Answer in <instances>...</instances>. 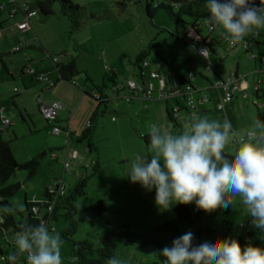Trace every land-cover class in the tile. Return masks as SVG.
<instances>
[{"label":"rangeland","instance_id":"1","mask_svg":"<svg viewBox=\"0 0 264 264\" xmlns=\"http://www.w3.org/2000/svg\"><path fill=\"white\" fill-rule=\"evenodd\" d=\"M16 1L21 5L24 0ZM71 1L74 5L83 6L85 10V24L79 31L71 32L69 21L61 13L59 2L53 4V13L49 15L38 10L32 17L30 30L27 32L19 30V22L24 18L20 12L6 21L8 23L3 28L0 26V126L4 124V117L12 122L2 134V138L10 142L18 162L24 163L35 158L39 161L37 171L32 176L29 175L28 169L22 167L17 169L6 185L20 183V186L13 195L6 198L12 204H23V211L26 200L38 203L41 205V212L45 214L46 207L43 203L48 200L47 191L51 186L63 178L68 194L81 177L89 176L85 195L77 202L78 229L74 235L75 240L90 239L96 247L113 245L116 249L115 257L122 264H154L156 262L154 245L141 247L128 243L117 235L127 227L132 231L145 232L153 225L166 223L175 218L176 205L170 211L161 212L155 205L154 190L146 192L139 184H132L125 178L135 154L151 155L148 151L149 145L140 137V133L134 131L133 125L147 121L149 127L158 125L166 131L179 133L191 122L189 116L185 111H180L183 113H179L180 118L176 125L168 118L166 109L160 108L158 111L154 109L151 114L142 113L141 117L132 113L121 126H116L120 120L117 114L106 113L105 117L109 115L107 121L99 123L98 128L94 127L93 139L96 145L92 150L89 149L88 140L83 138L82 127L76 130L75 124L77 120L80 124L87 125L93 114V111L88 113L91 106L94 105L96 110L95 105L99 103L94 99V93L101 94L103 89L111 91L112 82L108 78L117 68L123 80L120 83L121 87H124L130 78L139 81L136 56L150 44L153 45L147 56L150 62L156 64L158 60L169 59L171 65L182 70L181 73L188 72L187 75L190 74L189 77L192 78L198 70L194 67L198 66V61L191 63L190 58L199 56L182 38L183 31L197 18L184 16L182 22L175 24L165 9L154 10L153 17H150L147 12L149 0H129L127 7L124 8L117 0ZM151 1L152 8L160 2H170ZM2 3H6L9 8L12 0H0V4ZM100 15L101 19L97 18ZM0 18H11L8 9L1 11ZM11 24L14 25V31L10 30ZM259 31L262 34L260 38L264 40V27H259ZM216 32L225 33L222 28H217ZM28 42L32 44L31 47H28ZM17 46H21L22 49L16 51ZM28 57L33 58V63ZM55 57L60 62H68L75 58L82 71V74L73 78L76 85L59 80L60 84L69 88L61 92L62 96L69 100L73 98L74 103H66V107L59 113L60 121L55 125L69 126L70 131H73L71 137L64 131L56 134L53 131V124H49L39 109V100L51 101L50 99L57 96L59 89L42 90L43 84H38L33 75L27 72L28 69L24 68V73L21 70L22 66L32 65L40 71L58 76L52 59ZM86 72L96 84L86 78ZM201 72L203 76L198 72L196 76L204 81L202 88H206L209 82L207 78L214 79L211 72L205 69ZM248 76L253 79L252 74ZM93 87L94 93H91ZM262 87L264 88L263 85ZM87 91L90 93L85 94ZM197 96L208 95L205 91H192L187 94V99L198 101ZM159 101L165 103L163 99ZM261 101L263 99L257 98L252 90L249 95L239 100L240 107L237 106L230 112L233 127L243 133L255 120H259L263 109L257 104ZM105 109V104H102L99 116H102ZM75 110L77 114L73 119L72 113ZM197 110H191L195 116L198 115ZM204 113H211L210 115L214 117L209 118L217 119L215 115L224 111L220 112L212 107ZM85 114L86 117L83 119ZM113 115L117 122L116 118H112ZM161 117L164 118L166 125L159 119ZM182 117H187V121L183 122ZM227 150L229 151L225 154L231 158L235 152L234 145H230ZM74 151L78 153L75 154ZM96 161L100 162L98 170L94 168ZM3 186L0 182V188ZM101 198L107 199L108 211L102 215L88 211L89 206ZM194 205L193 203L187 206L192 208ZM23 211H17L16 215ZM226 218L233 222L234 234L247 237V224L251 217H248L243 205L239 203V198ZM1 221L2 210L0 223ZM52 223L57 226L55 233L60 235L68 226L63 216L59 220H52ZM242 223L245 226L240 227ZM14 236L0 234L1 244L10 249L6 240L8 238L12 240ZM203 241L209 240L203 237ZM61 254L62 264H77L72 257L70 242L63 241ZM21 257L19 261L25 264L23 260L25 254H21Z\"/></svg>","mask_w":264,"mask_h":264},{"label":"clouds","instance_id":"2","mask_svg":"<svg viewBox=\"0 0 264 264\" xmlns=\"http://www.w3.org/2000/svg\"><path fill=\"white\" fill-rule=\"evenodd\" d=\"M209 22L222 28L230 43L236 45L253 29L264 27V0H205ZM199 54L208 58L207 48ZM151 154H135L125 178L139 184L146 192L155 191V205L170 211L174 205L195 204L198 210L211 213L243 205L252 227L264 233V122L255 120L245 131L233 127L226 116L210 119L197 117L179 133L153 125L148 130ZM235 145L229 158L226 148ZM23 204L0 206L9 214L23 211ZM188 231L172 240L157 253L164 264H264V247L248 244L242 247L237 239H215L194 244ZM59 233L50 231L41 222L24 224L15 235V252L7 260L16 264L25 254L27 264H62ZM105 264H122L115 256Z\"/></svg>","mask_w":264,"mask_h":264},{"label":"trees","instance_id":"3","mask_svg":"<svg viewBox=\"0 0 264 264\" xmlns=\"http://www.w3.org/2000/svg\"><path fill=\"white\" fill-rule=\"evenodd\" d=\"M129 0H117L122 8L127 7ZM170 2H160L154 8H152V1L149 0L147 2V12L150 17H153L154 10L156 9H165L167 14L171 17V19L178 24L182 22L184 16H190L197 19H202L206 22L207 27L210 29L212 27L209 22V12L205 7V0H169ZM59 2L61 7V13L63 16L67 18L70 24L71 32H76L82 29L85 24V10L81 5H74L71 0H36L31 1V9L41 11V13L45 15H49L53 13V4ZM259 3V0H257ZM1 13V12H0ZM11 17V16H10ZM14 17V16H12ZM11 17V18H12ZM93 17V16H92ZM97 18L101 19V15ZM217 28L212 27L210 30H215ZM259 37H262V34L259 30H251L243 41L249 43V51H251L252 46H256L259 50L257 59L261 64L264 58V40H261ZM183 39V38H182ZM153 48V45L147 49L142 50L137 56L135 64L139 68L138 77L141 76V80L138 82H147L150 79V74H143L144 68L142 65L144 62L148 61L147 56L150 54V50ZM1 55V54H0ZM1 57V56H0ZM55 63V67L57 69L59 80L69 81L74 83V77L82 74V71L78 67V63L75 58L68 62H60L58 59L52 58ZM33 63V59H28ZM149 63V62H148ZM209 67V66H208ZM211 70L214 68L211 65ZM39 72H44L36 69ZM24 72V68L22 69ZM114 72V71H113ZM154 72V71H153ZM237 73V71H235ZM46 73V72H45ZM49 74V73H47ZM88 76V73L86 72ZM160 75V74H159ZM162 76V75H160ZM167 81V86L173 88L180 87L186 89L185 83L189 84L191 88H193V84L191 79H187L185 77H177L174 79H170L168 77L162 76ZM36 79V78H35ZM91 80V79H90ZM154 83L158 86L160 84V80L157 78H152ZM92 81V80H91ZM182 83V84H181ZM76 85V84H75ZM113 93L116 91L111 87ZM120 91H118L119 94ZM88 94V93H86ZM125 95V94H124ZM93 97V95H92ZM141 98V97H140ZM158 96H154L153 98H143V99H155ZM95 100L99 102L98 105L106 104L107 97L98 99L94 97ZM159 99H170V98H159ZM179 99V97H176ZM131 101V100H130ZM180 103L177 100L176 104ZM185 103V102H184ZM183 103V104H184ZM175 104V105H176ZM174 108V107H173ZM173 109L168 111V117L172 122L177 123V118L173 115ZM100 112L95 110L88 122L87 128L83 131V138L88 140L89 148H94L95 143L93 139L94 127H97V118L99 117ZM260 121L264 122V114L259 118ZM49 124H53V122L47 120ZM59 117L55 120L58 123ZM178 124V123H177ZM58 125V124H57ZM60 126V125H59ZM8 127L0 126V182L4 185L0 188V206L3 205H12V203L6 198L8 196L13 195L20 186V183H15L11 185H6L8 180L15 174L19 167L25 168L29 170V175L32 176L38 168L39 161L35 158L32 160H28L24 163L18 162L16 159L13 150L11 148V144L8 140H4L2 138V134L7 131ZM71 137V132H70ZM145 142L149 145V136H143ZM100 166V162L96 161L94 164L95 170H98ZM65 182V181H64ZM89 183V176H83L79 179L76 186L69 191L65 192L63 196H61L56 205L54 206L51 212V219L54 221L59 220L61 216L65 218L68 222V226L61 232V238L63 241H68L71 243L72 249V257L77 264H105L106 260L110 257L116 256V249L113 245H105L96 247L90 239H80L75 240L74 235L78 229V222L76 220L77 214V202L80 197L85 195L87 185ZM47 196L50 198L49 190L47 191ZM47 203V202H44ZM33 205H40L35 202L25 201V209L23 212L15 214H9L2 211V221L0 223V234H13L16 235L17 232L21 230V226L24 224H32L38 225L41 221V218L32 212ZM194 207L190 208L187 205H176L174 207L175 218L172 221L153 225L150 230L145 232H137L132 231L129 227L117 233L119 237H121L124 241L132 244L139 245L141 247H147L154 245L156 247L155 257L156 262L158 264H164L165 258L157 253L158 250L162 249L165 245H171L172 240L188 231H191L194 236V244H198L202 242L203 237L208 238L209 241L215 239H237L239 240L242 247H246L248 244H252L255 246L264 247V233H261L259 229H255L252 227V224L249 223L251 218L248 220V230L247 237H243L238 234H234L235 226L233 222L228 220L226 216L230 213L232 206L228 209L219 208L217 210L212 211L211 213H205L203 210H195ZM63 209V212L61 210ZM88 211L102 215L106 211H108V201L107 199H98L92 205L89 206ZM240 227H242L240 225ZM57 232V226H55V231ZM115 234L111 232V234ZM7 241V240H6ZM12 241L8 238L7 244L11 246ZM16 246L4 247L0 242V255L1 254H12L15 252ZM18 259L21 257V254L17 256ZM22 258V257H21ZM25 264H27L26 255L23 258ZM18 262L22 264L19 260Z\"/></svg>","mask_w":264,"mask_h":264},{"label":"crops","instance_id":"4","mask_svg":"<svg viewBox=\"0 0 264 264\" xmlns=\"http://www.w3.org/2000/svg\"><path fill=\"white\" fill-rule=\"evenodd\" d=\"M14 17H12V18H14ZM12 18H0L1 28H3L5 25H7L8 22H6V21H8ZM10 27H11L10 30H12V31L15 30L14 25L11 24ZM29 30L30 29L28 28L25 31L27 32ZM255 30H259V28H256ZM183 32H184V36H183L184 41L188 45H191L193 50L199 56V58H194V57L190 58L191 63H193V61H195V60L198 61V66H194L195 68L198 69L197 71H195L194 76L192 78H190L189 77L190 74L187 75L188 72H182L181 73L182 70H179L178 68H175L173 65H171L170 64L171 62L169 59L158 60L156 64L150 62L147 59L149 64L144 68V71L146 72V74H149L150 72L154 71V72H156L162 76L168 77L170 79H174V78L182 77V76L187 78V79H191L194 87L193 88L190 87V90H188L185 97L187 96V94L189 92H192V91L193 92L205 91L207 93L210 100L208 102H205V103H200V104L198 103V108H197L198 109L197 110L198 115L197 116H195L191 110H187V109L184 110V108L182 109L183 111H185V114H187L189 116V120L192 121L193 119H195L197 117H203V116L214 117V116L210 115L211 113H204V112H207L208 110H211L212 107H214L215 110H218L220 112L224 111V113H220V114L215 115V117L217 119L222 120L225 116L228 119H231V116H230L231 110L235 109L238 106L239 100L244 98L245 95H249L250 90H252V93L257 98L263 99V101H261L259 104H257V106L259 108L263 109V114H264V88L263 87L261 88L262 85L264 86V72L261 70V64L259 63V61L257 59L259 50L256 48V46H252L251 51H249L250 49L245 47L243 41L232 46L230 41L226 39V35H224L225 33H221V34L217 33L216 29L210 30L207 27L206 22H204L202 19H196L194 21V23L191 25H188ZM261 40H263V39H261ZM204 42H207L208 47H209V55H208L207 59H205L203 56H201L199 54V48H200V46L203 45ZM31 46H32V44L30 42H28V47H31ZM31 59H33V58H31ZM201 60H204V62H202ZM210 64L212 65L214 70H211L208 68V66ZM23 68H26V67L22 66L21 70ZM190 69H192V68H190ZM203 69H205L208 72H211L212 78L215 80L214 81L210 78H207V80L209 79V82H208V86L206 88H202L201 85L203 84L204 81L198 79V77L196 76V72H198V74L203 76V74L201 72ZM233 70H235V71H237V73L241 74V78H240L241 86H240L239 90L235 93L234 98L231 101L226 102L224 104L223 109H218L217 106L221 102L223 91H222V89L216 88L213 84L219 78L228 77ZM249 74H252L251 77H253V79H250V76H248ZM50 75H51V77H55L58 79L57 83L55 84V87H53L51 89H54V88L59 89L58 90L59 93L57 94V96L53 97V99H50V100H59V101L62 100L65 104L66 103H69V104L74 103L73 98H71V100H69L68 98H65L64 96H62L61 92L68 90L69 88H68V86H66L64 84L59 83V75L58 76H53L52 74H50ZM86 78L88 80L91 79L95 83V80L89 74ZM108 79L112 82L111 87L115 83H122L123 82V80L121 79L120 70L118 68L116 71H114L109 76ZM139 80H141V76L139 77ZM197 82H198V84H197ZM37 83L39 84L38 81H37ZM71 84L74 85L73 83H71ZM256 85H258V87H259L258 89H256ZM184 86L188 87L189 84L185 83ZM42 90H44L43 86H42ZM93 91H94V87L92 88V90L90 92L93 93ZM118 91H120L119 94H118ZM118 91H116V93H113L112 90L111 91H107L105 89L102 90L101 93L103 94L104 97H107L108 100L105 104L106 109L102 113V116H104V117L99 116L97 118V126L99 125V123H104L105 121H107V117L109 118V115L107 114L105 117V114L109 113V112L117 114V117L120 118V120L118 121V124H116V126H121V124L124 121L129 119V117L131 116L132 113H136L138 116L141 117L142 113L151 114L154 109L156 111H158V110H160V108H165L166 111L168 112V111H171L173 109L177 100H179L180 103L183 104L185 102V99H186L184 96L179 97V99H176V97H171L170 99H167V100L163 99L165 101V103H163V102L159 101L160 100L159 98L143 99L140 97H134L131 101H128V100L123 99L124 94L127 92L125 89V86L122 87ZM90 92L87 91V92H85V94L90 93ZM197 97H198L197 100L202 98L199 96H197ZM85 98H87V97H85ZM85 98L83 99V101L85 100ZM39 102H41V100H39ZM169 102H171L172 104H169ZM261 104L263 106H261ZM95 107H96V110L98 112H100L101 105L96 104ZM238 107H240V106H238ZM94 109H95L94 105L91 106L88 113H90L91 111L94 112L95 111ZM77 110H75V112L72 113L73 119H74L75 115L77 114ZM180 113H183V112H180ZM87 115H89V114H87ZM167 115H168V113H167ZM85 117H86V114H85L83 119H85ZM112 118H116V117L113 115ZM159 119L161 120L162 123H164L166 125L164 118L162 119V117H161ZM182 120H183V122H186L187 117H182ZM115 122H117V118H116ZM70 123H71V121H70ZM174 124L178 125L175 122H174ZM87 125H88V123H87ZM87 125L85 126V125H83V123L80 124V122H78L76 120L75 129L78 130L80 127H82L81 131L83 132L87 128ZM73 128H74V125H73ZM133 128H134V131H137L138 133H140L141 138H143L144 135H148V130L150 129L147 121H140V123L137 124L136 126L133 125ZM99 130H102V129H97V131H99ZM68 141H69V139H68ZM70 141H71V138H70ZM234 148H236L235 145H234ZM89 149L92 150V148H89ZM226 151L228 152L229 150H227V148H226L225 153H226ZM74 152H75V154L78 153L77 151H74Z\"/></svg>","mask_w":264,"mask_h":264},{"label":"built area","instance_id":"5","mask_svg":"<svg viewBox=\"0 0 264 264\" xmlns=\"http://www.w3.org/2000/svg\"><path fill=\"white\" fill-rule=\"evenodd\" d=\"M30 7H31V0H24L21 5L18 4L16 0H12V4L10 5L9 8L7 7L6 3L0 4V12L2 10L8 9V13L11 17L15 16L18 12L22 13L24 18L22 21L19 22V30L23 31L31 27V19L38 13L36 10H33ZM210 29H212V27H210ZM243 42H244L245 47L249 49V43L246 41H243ZM231 45L234 46L233 44ZM201 48H207L209 50L208 43L204 42L203 45L200 46L199 49ZM21 49H22L21 46H17L15 50L18 51ZM28 59H31V58L28 57ZM148 64H149L148 61H146L144 62L142 67L145 68ZM208 68H211V64L209 65ZM26 69H28L27 72L31 73L33 77L36 78V80L39 83L43 84L42 86L44 90H48V89L55 87V84L58 81L57 78L51 77L50 74L37 71L36 68L32 67V65H30L29 67H26ZM261 70L264 72V58H263V62L261 63ZM143 74H145L144 70H143ZM152 78L159 79L160 84L157 86L152 80ZM240 78H241V74L236 73L235 70H233L228 77L219 78L213 84L216 88L222 89L223 91L221 102L217 106L218 109H223L224 104L226 102L231 101L234 98L235 93L239 90L241 86ZM150 79L151 80L147 81L146 83L137 82L135 79H132V78L128 79L125 85V89L127 92L125 93L124 98L130 101L134 97L153 98L155 95L158 96V98H166V99L171 98V97H181V96L185 97L186 93L188 92V90H190V87H191V86H188L186 89H183V90L180 87H175V86L173 88L168 87L166 79L160 76L156 72H151ZM73 84L75 85L76 81H74ZM121 88L122 87L120 83H115L113 85V89L115 90H120ZM258 88H259L258 85H256V89ZM94 96L98 99L103 98L102 93L99 94L95 92ZM185 98L186 99H185L184 104L177 103L173 108L172 112H173L174 117L177 118V120L180 118L179 113L183 108L187 110H195L198 108V103L199 104L205 103L210 100L208 96H204L198 101L193 100V99L189 100L187 99V96ZM261 106L263 105L261 104ZM65 107H66V104L58 100L39 102V109L43 117L46 120L53 122V131L56 134H59L60 132L64 131L67 133L69 137L70 136L69 126L62 127L59 125H55L56 123L55 120H57V118L59 117L60 111L63 110ZM11 123L12 122L9 118L4 117V124L2 126L8 127L9 125H11ZM65 192H66L65 182H64V179L61 178L60 181H58L55 185L49 188L50 198H48L47 203H43V205L46 207V213L43 214L41 212V205H33L31 208L32 212L41 218L40 223L44 222L48 226L50 231H53V232L55 231V225L52 223V219H51V212L54 206L56 205L58 199L61 196H63ZM0 199H1V195H0ZM195 210H198V209L195 207ZM249 223H251V221ZM241 226H245V224L242 223ZM11 241L12 243L10 247L15 246V236L13 237ZM9 254L0 255V264H11V262L7 260V257ZM18 260L19 259L17 257L16 264H20Z\"/></svg>","mask_w":264,"mask_h":264},{"label":"water","instance_id":"6","mask_svg":"<svg viewBox=\"0 0 264 264\" xmlns=\"http://www.w3.org/2000/svg\"><path fill=\"white\" fill-rule=\"evenodd\" d=\"M154 264H158V263H154Z\"/></svg>","mask_w":264,"mask_h":264}]
</instances>
